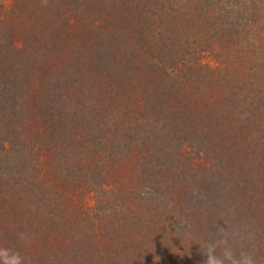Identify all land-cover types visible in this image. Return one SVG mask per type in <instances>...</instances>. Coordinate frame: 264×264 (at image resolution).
I'll list each match as a JSON object with an SVG mask.
<instances>
[{
    "label": "trees",
    "instance_id": "trees-1",
    "mask_svg": "<svg viewBox=\"0 0 264 264\" xmlns=\"http://www.w3.org/2000/svg\"><path fill=\"white\" fill-rule=\"evenodd\" d=\"M221 239L264 264V0H0V246L203 264Z\"/></svg>",
    "mask_w": 264,
    "mask_h": 264
},
{
    "label": "clouds",
    "instance_id": "clouds-1",
    "mask_svg": "<svg viewBox=\"0 0 264 264\" xmlns=\"http://www.w3.org/2000/svg\"><path fill=\"white\" fill-rule=\"evenodd\" d=\"M18 238L24 242L29 241L27 233H20ZM218 248L221 249L219 255H217ZM202 252L206 257L203 264H257L254 255L246 251H241L237 256L228 245L227 239L209 244ZM0 264H30V261L19 250L5 245L0 246Z\"/></svg>",
    "mask_w": 264,
    "mask_h": 264
}]
</instances>
